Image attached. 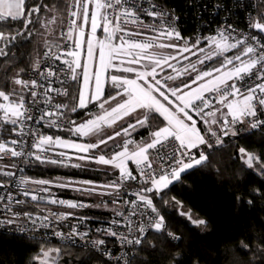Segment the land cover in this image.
<instances>
[{"label": "snow or ice", "instance_id": "1", "mask_svg": "<svg viewBox=\"0 0 264 264\" xmlns=\"http://www.w3.org/2000/svg\"><path fill=\"white\" fill-rule=\"evenodd\" d=\"M248 7L186 0L190 32L161 0H0V229L39 246L24 264H67L43 247L52 239L87 250L76 264H207L173 222L210 226L172 194L195 173L264 212V11L248 13L247 31L233 19ZM37 165L95 176L25 173ZM215 264H264V216Z\"/></svg>", "mask_w": 264, "mask_h": 264}, {"label": "trees", "instance_id": "2", "mask_svg": "<svg viewBox=\"0 0 264 264\" xmlns=\"http://www.w3.org/2000/svg\"><path fill=\"white\" fill-rule=\"evenodd\" d=\"M58 7L63 6V0H52ZM36 42H21L17 54L18 59L28 61L34 55ZM260 140V134L256 136L233 141L241 145ZM225 159H227L225 157ZM35 178H50L57 176L71 175L75 179H89L95 176L94 172H82L78 169L53 168L51 166H39L32 168L28 172ZM189 189L185 190L182 186H177L172 194H178L182 198L185 208H191L193 212L206 215L210 220L208 229L193 230L183 217L173 215V222L178 231L185 233L181 248L187 252H199L207 261V264H215V261L222 259L225 242L229 241L238 230L245 228L250 222L264 216L260 206L256 208H238L232 200L231 189L229 186L220 185L213 175L195 173L188 178ZM76 194V192H71ZM172 211V209H170ZM175 211H179L176 209ZM31 241L22 239L20 236L0 232V264H24L31 256L39 252V246L30 247ZM43 247L61 248L63 256L61 260L67 264H76V261L86 251L68 246L47 244ZM92 264H96L95 261Z\"/></svg>", "mask_w": 264, "mask_h": 264}, {"label": "built area", "instance_id": "3", "mask_svg": "<svg viewBox=\"0 0 264 264\" xmlns=\"http://www.w3.org/2000/svg\"><path fill=\"white\" fill-rule=\"evenodd\" d=\"M162 3H164L166 6L168 7H173L176 9V11L178 13H183V22H184V26L190 31V32H195L197 29V21L195 20V16L197 15V13L194 12L193 9H189L186 8V0H161ZM202 2L204 3H208L211 4L213 2H215V0H202ZM224 3H227L230 7L233 5L234 0H223ZM244 2L246 4L249 5V7L247 8L246 11H242L240 9H236L234 8L233 11L236 13V15L233 17L234 20L238 21V27L244 29L245 31H247L246 29V23H247V15L248 13H251L252 16H257L258 11H264V8H259V7H252L251 5H259L260 4V0H244ZM223 15V14H221ZM214 19L212 17H209L207 14H205V20L212 22V27H215V23H214ZM32 168H26L25 169V173L27 175H29L28 172L31 171ZM30 176V175H29ZM71 190H61V192L59 193V195H61L63 198L65 199H72V198H76L79 197L77 194H71L70 193ZM73 192V191H71ZM53 210L55 211L56 209L53 208ZM86 215L91 216V217H98L100 215H102V213L96 209L93 210H85ZM96 224H93L92 227L95 228ZM0 232L3 233H9L4 231L3 229H0ZM10 234V233H9ZM17 236H20L19 234H14ZM95 238V237H93ZM78 243H83L82 241H78ZM108 247L112 248L114 247V241L112 239L108 240ZM49 244H54V245H61V246H68V247H72L68 244H62L59 240L57 239H52L51 243ZM72 248H76V249H81L79 247H72ZM84 251H87L86 249H81Z\"/></svg>", "mask_w": 264, "mask_h": 264}, {"label": "rangeland", "instance_id": "4", "mask_svg": "<svg viewBox=\"0 0 264 264\" xmlns=\"http://www.w3.org/2000/svg\"><path fill=\"white\" fill-rule=\"evenodd\" d=\"M78 196L80 195L79 193H76ZM45 248H56V247H45Z\"/></svg>", "mask_w": 264, "mask_h": 264}]
</instances>
